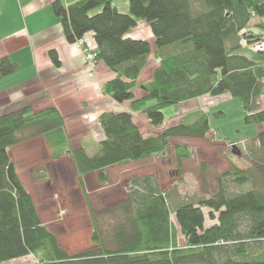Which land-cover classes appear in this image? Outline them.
I'll return each mask as SVG.
<instances>
[{
  "label": "trees",
  "instance_id": "obj_1",
  "mask_svg": "<svg viewBox=\"0 0 264 264\" xmlns=\"http://www.w3.org/2000/svg\"><path fill=\"white\" fill-rule=\"evenodd\" d=\"M52 9L70 44L93 34L98 61L115 73L106 94L130 103L132 112L144 113L154 128L165 125L168 107L225 94L240 101L246 126L264 124V63L239 54L242 49L264 54L249 49L264 39L250 30L253 21L264 19V0H129V13H122L115 0H79L69 6L56 0ZM139 21L149 24L156 52L150 42L128 36ZM152 54L159 64L150 81L140 84ZM49 56L58 66V53L51 50ZM19 70L8 56L0 58V80ZM132 112L101 115L105 139L95 156L83 147H70L65 120L54 107L38 112L25 107L0 116V264L29 256L38 259L36 264H264V163L247 171L233 167L221 176L213 196L183 204L171 203V193L162 191L154 175L132 177L127 199L91 212L96 247L74 255L62 247L42 221L10 149L44 136L53 158L72 156L84 188L89 174L96 173L105 184L106 169L159 154L173 138H206L211 130L209 115L201 113L192 122L145 138ZM257 137L264 150V130ZM189 151L176 146L177 160ZM229 179L251 190L230 194ZM114 214L123 218L107 240L100 215ZM173 214L186 242L183 247Z\"/></svg>",
  "mask_w": 264,
  "mask_h": 264
},
{
  "label": "crops",
  "instance_id": "obj_2",
  "mask_svg": "<svg viewBox=\"0 0 264 264\" xmlns=\"http://www.w3.org/2000/svg\"><path fill=\"white\" fill-rule=\"evenodd\" d=\"M54 1L56 0H0V58L8 56L20 68L17 73L0 80V116L25 107H30L34 112L54 107L65 120V131L70 141V147H83L90 156H95L100 152V142L105 139V133L100 123L101 115L106 112H132L131 105L127 102L118 103L106 94V84L115 77V73L104 62L99 61L96 78L91 79L89 77L84 53L77 49L74 44H70L64 36L62 20L55 15L52 9ZM61 1L65 6H69L77 0ZM115 4L120 9L121 4L119 2ZM143 22L145 21H139V25L133 28L128 36L150 42L153 52H156L155 39L151 29L150 36H148V23L145 22L147 24L145 25V33L139 31L138 26ZM260 23L264 25V19L253 21L250 30L256 35L261 34L264 36V28L258 27ZM85 39L92 49L97 48L92 33L86 35ZM51 50H55L59 55L58 66L54 64L49 56ZM239 54L249 57L254 62L264 63V54H253L247 49H242ZM158 64L159 61L152 54L148 66L141 73L140 84L150 81ZM136 94L138 97L142 96L141 89H137ZM232 99L229 94H225L219 97L204 96L187 101L172 109L171 118H166V125L168 124L170 125L168 127H171L186 121L192 122L195 114L205 113L210 115L215 107H219L221 103H226ZM210 110L211 112H209ZM219 113L224 115L223 112ZM132 114L134 122L145 134V138L160 134L158 131L161 129L155 128L160 130H153L154 128L151 127L152 125L144 113L138 111L132 112ZM210 119L209 116V122ZM148 127L153 134L152 132L149 133ZM257 129L258 131L264 130V124L257 126ZM210 134H212V129ZM175 139L177 138L171 140ZM183 139H187L188 142L179 144L187 146L190 150L193 148V142L202 140L194 139L192 142L191 138ZM47 144L45 137L39 136L10 149L12 160L17 167L16 161L20 160L14 157L22 148L25 149L29 146L30 151L34 150L37 154V149L44 148V156L40 157L41 154L40 156L36 154L37 156L33 159L34 157L31 154L29 160L38 161L42 158V161L50 162L49 167L41 171L45 176L48 175L45 180L41 179L39 173L34 177L33 172L29 171L30 180L24 181L18 167L17 170L23 184L32 195L38 213L45 224H48V222L44 221L41 216L36 194L32 191L30 185L36 183L42 185L51 182L52 179L63 180V177L70 173L74 178V182H69V186L72 187L76 200L70 203L66 199H62L60 193H53V196H51L53 198L51 210L57 215V218H60L62 214L69 213L68 211L71 209H78L84 216H88L91 212L110 207V205H96L93 199L95 193L101 196L102 192L114 191L119 194V197L124 196L122 199L124 201L128 197L130 179L132 177L142 178L148 176L147 167L150 162L148 159L153 160L152 158H145L138 162L106 169L108 182L105 184L99 181L96 173L89 174L84 177L85 189H83L77 182L78 174L72 163L73 160L68 155L54 159ZM213 155L214 159L219 161L217 157L219 155H216L215 151ZM160 158H163V156ZM185 162L183 160L176 161L178 167H176L172 176L176 172L177 174L181 173L180 168L183 167ZM221 162L224 165L226 164L225 166L229 170L231 163L229 161ZM53 163L55 164L52 165ZM201 163L207 166L209 161H201ZM60 197L61 201L58 199Z\"/></svg>",
  "mask_w": 264,
  "mask_h": 264
},
{
  "label": "rangeland",
  "instance_id": "obj_3",
  "mask_svg": "<svg viewBox=\"0 0 264 264\" xmlns=\"http://www.w3.org/2000/svg\"><path fill=\"white\" fill-rule=\"evenodd\" d=\"M118 2L119 4H121L119 10L122 13H129V0H115V3ZM146 23H140L141 25L138 26L140 32L145 33V25H147ZM150 29L151 28L148 24V36H150ZM252 49L254 51L257 48ZM97 68L98 65L95 70V76L91 79L96 78ZM208 103L210 104L211 102L209 101ZM172 109H174L173 106L164 109L167 119L171 118L170 115L172 114ZM211 110L209 112H211ZM216 112H223L224 115L220 113L215 115L214 113ZM209 116L211 117L210 125L212 134H208L209 136L196 142H193L192 140L194 139H191V141L193 142V148H191V151H189L190 153L188 152L187 154L181 155L183 156V161H186L183 167H179L181 173L177 174L176 172V174L172 176V173L174 172L176 167H178L176 166V161L179 162L177 160L175 147L178 145L181 146V144L179 143H187V139L177 138L173 141L171 140L170 146L165 151L149 157L153 160L148 159V161H150L147 167L148 175H154L157 178L160 188L164 193H171L170 202L173 204H183L192 201L193 199H197L198 201V199L200 198H210L218 191L219 179L221 178V176L224 173L231 171L233 167L247 171L253 170L258 165L264 163V150H262L257 137V134L260 130L258 131L256 126L245 125V113L242 110V106L239 100L232 99L231 101H228L226 103H221L219 107H215L212 110ZM168 126L170 125H166L165 123L163 129L160 128L161 130L155 129L153 126L151 127L154 128L153 130H160L158 132H160L161 134L165 131L166 128H169ZM148 131L149 133L152 132L150 131L149 127ZM47 146L50 148L49 144H47ZM37 151L38 154L34 150L30 151V147L27 146L25 149L22 148L19 152H17V155L14 157H17L18 160H20L16 161V164L24 181H27V179L30 180L29 171L33 172L34 177H36L39 173L38 175L41 176L42 180H45L46 177H48V175L45 176L44 173L42 174L41 171L46 170L49 167V161H42V158H40V160L38 159V161L29 160L31 154L34 157L33 159H35L37 155L40 156L41 154L40 157L45 155L44 148L37 149ZM214 151L216 155H219L217 156L219 161H216V159H214ZM66 155H68L73 160L70 154H62V156H60L59 158ZM161 156H163V158H160ZM201 161H209V163H207L206 166L203 165ZM221 161H229L231 163L229 170L226 168V164L224 165V163H222ZM72 163L76 167L74 160L72 161ZM54 164L55 163H53L52 165ZM65 165L66 167H68L67 163H65ZM36 169L38 171H35ZM226 169L227 171L224 172ZM78 177L79 175L77 176V182ZM63 178V180L52 179L51 182H46L42 185L36 183L35 185H30V187L36 194V199L43 220L48 222L49 229L59 237L62 247L70 254L74 255L89 251L96 247V245H94L91 241V235L94 225L91 214H89L88 216H84L80 211H78V209H71L68 211L69 213L60 215V218H57V215L51 210V203L53 201V198L51 196H53V193H60L62 199H66V201H69L70 203L71 201L76 200V197L74 196V193L72 191V187L70 188L69 186V182L73 183L74 178L70 173ZM83 189H85V186ZM227 189L230 194H237L251 190V186H238L237 184L232 182L231 179H229L227 180ZM101 194V196H98V194L95 193V198H93L96 205L98 206L116 205L120 203V200L123 201L122 199L124 198V196L119 197V194L114 191L102 192ZM61 197L58 198L59 201H61ZM105 201L107 202L105 203ZM121 218H123V216H119L118 214L100 215V223L105 239L110 240L113 233L112 231L118 225ZM172 221L177 230L178 244L179 246L183 247L186 245V242L181 234L174 214L172 215ZM37 262L38 259L36 257L29 256L27 258L16 260L7 264H36Z\"/></svg>",
  "mask_w": 264,
  "mask_h": 264
},
{
  "label": "built area",
  "instance_id": "obj_4",
  "mask_svg": "<svg viewBox=\"0 0 264 264\" xmlns=\"http://www.w3.org/2000/svg\"><path fill=\"white\" fill-rule=\"evenodd\" d=\"M79 1V0H77ZM244 46L247 45L246 42H243ZM74 45H76L77 49H81L86 56V62H87V68H88V75L90 78H93L95 76V70L99 63L97 59V54L94 49L90 47L86 39H82L80 41H77ZM250 50L253 51L252 48L256 49L253 52H264V39L254 45L249 46Z\"/></svg>",
  "mask_w": 264,
  "mask_h": 264
}]
</instances>
